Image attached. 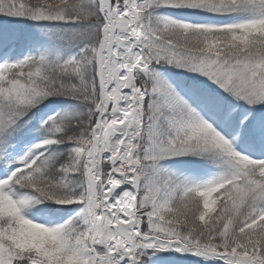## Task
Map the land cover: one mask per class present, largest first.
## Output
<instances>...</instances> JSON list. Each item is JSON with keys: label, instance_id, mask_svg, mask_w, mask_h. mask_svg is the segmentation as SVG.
Here are the masks:
<instances>
[{"label": "snow or ice", "instance_id": "6c2138e0", "mask_svg": "<svg viewBox=\"0 0 264 264\" xmlns=\"http://www.w3.org/2000/svg\"><path fill=\"white\" fill-rule=\"evenodd\" d=\"M0 264H264V0H0Z\"/></svg>", "mask_w": 264, "mask_h": 264}]
</instances>
